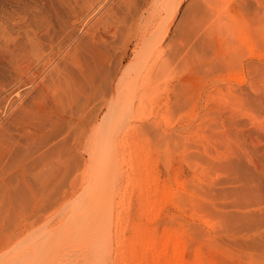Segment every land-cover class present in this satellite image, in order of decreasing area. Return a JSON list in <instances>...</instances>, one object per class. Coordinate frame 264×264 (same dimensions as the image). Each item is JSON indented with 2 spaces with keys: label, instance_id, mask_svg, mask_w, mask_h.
<instances>
[{
  "label": "rangeland",
  "instance_id": "rangeland-1",
  "mask_svg": "<svg viewBox=\"0 0 264 264\" xmlns=\"http://www.w3.org/2000/svg\"><path fill=\"white\" fill-rule=\"evenodd\" d=\"M166 2L173 0H149L140 25L163 22ZM33 14L24 0H0V27L8 31ZM137 29L106 46L109 74L124 67L116 96L130 105L99 122L108 112L106 82L95 106L100 125L88 124L70 140L78 146L68 156L76 166L27 168L22 182L9 170L1 264H264V0H184L148 52L135 51ZM181 81L186 100L176 110L169 88ZM156 85L152 104L137 100ZM237 88L246 102L237 100ZM154 123L165 134L149 131ZM108 124L124 141L108 165L118 192H110L103 214L97 206L91 215L83 185L103 153ZM19 225L21 234L11 237ZM165 239L171 242L161 251Z\"/></svg>",
  "mask_w": 264,
  "mask_h": 264
},
{
  "label": "bare ground",
  "instance_id": "bare-ground-1",
  "mask_svg": "<svg viewBox=\"0 0 264 264\" xmlns=\"http://www.w3.org/2000/svg\"><path fill=\"white\" fill-rule=\"evenodd\" d=\"M183 1L173 0L171 4L166 2L168 5L163 7L167 13L166 18L158 25L148 19L140 25L142 19L144 20L143 8L149 0H24L34 10L33 16H23L17 22L15 32L0 27L1 214L2 211L9 210L11 192L9 184L5 181L8 182L11 178L10 169H14V176L19 177L16 180L22 182L24 170L27 168L48 165L69 169L76 166L74 160L77 159L68 158L78 148L75 142L70 141L74 139L73 136L79 135L88 124L95 123L94 126H99L96 122L102 123L106 118L109 123L116 113H123L124 108L130 105L125 101L121 102L116 96L119 89L115 88V83L124 67H116L111 74L109 67L106 68L107 48L116 43L115 36L123 31L128 35L134 28H139L136 32L140 30V41L134 45L135 51L142 52L146 47L148 52L153 45L161 44L162 38L159 39V35L157 38L154 36L156 31L164 27V33L167 34ZM106 82L108 91L104 102L106 105L108 103V112L98 119L95 106L100 102L104 88L107 89ZM241 82L242 80L239 81ZM176 83L177 85L169 89L173 88L172 104L177 110L185 103L186 87L184 90L182 81ZM157 88V85L147 86L140 90L137 100L149 98L147 101L152 104L153 98L158 94ZM237 89V100L246 102L248 96L243 92V88ZM103 93H106V90ZM73 105L77 108L74 109ZM214 113L216 115L217 112ZM224 113L230 115L228 111ZM161 118L164 122L168 120L166 116ZM154 127L155 129L148 130L155 134H165V129L158 127V124L154 123ZM119 135H115L114 126L108 124L107 133L103 134V142H100L98 147V151L103 150V153L93 159L89 181L84 182L83 190H87V212L91 215L97 211V206L101 208L100 214H103L104 206L109 205L108 201L112 196L110 192L115 189V176L108 170V165H111L114 149L117 156L123 153L121 146L124 141L118 139L121 138ZM125 136V140L129 139V134ZM97 183L102 186L98 187ZM154 186V191H158L156 185ZM246 186L244 188H247ZM115 190L117 191V188ZM55 198H58V195ZM5 215L7 219L9 215ZM20 228L21 225L17 228L19 232H12L11 237L19 236L22 232ZM92 228L97 226L93 225ZM170 242L165 239L161 244V251L166 249ZM172 249L175 256L181 254L178 247ZM175 264L188 263L184 261ZM193 264L198 263L195 261Z\"/></svg>",
  "mask_w": 264,
  "mask_h": 264
}]
</instances>
